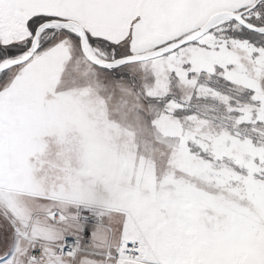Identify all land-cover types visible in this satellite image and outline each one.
Returning <instances> with one entry per match:
<instances>
[{
	"label": "snow or ice",
	"instance_id": "obj_1",
	"mask_svg": "<svg viewBox=\"0 0 264 264\" xmlns=\"http://www.w3.org/2000/svg\"><path fill=\"white\" fill-rule=\"evenodd\" d=\"M0 264H264V0H0Z\"/></svg>",
	"mask_w": 264,
	"mask_h": 264
}]
</instances>
